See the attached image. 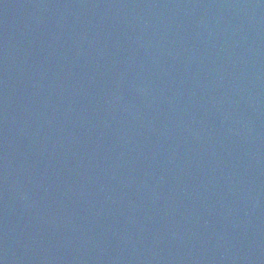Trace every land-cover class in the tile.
Returning a JSON list of instances; mask_svg holds the SVG:
<instances>
[{"label":"water","instance_id":"1","mask_svg":"<svg viewBox=\"0 0 264 264\" xmlns=\"http://www.w3.org/2000/svg\"><path fill=\"white\" fill-rule=\"evenodd\" d=\"M0 264H264V0H0Z\"/></svg>","mask_w":264,"mask_h":264}]
</instances>
